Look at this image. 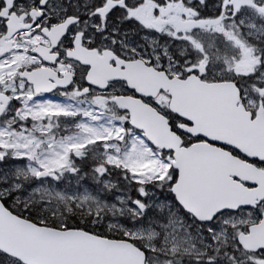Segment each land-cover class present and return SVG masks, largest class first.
I'll return each mask as SVG.
<instances>
[{"label":"snow or ice","instance_id":"6c2138e0","mask_svg":"<svg viewBox=\"0 0 264 264\" xmlns=\"http://www.w3.org/2000/svg\"><path fill=\"white\" fill-rule=\"evenodd\" d=\"M0 264H264V0H0Z\"/></svg>","mask_w":264,"mask_h":264}]
</instances>
